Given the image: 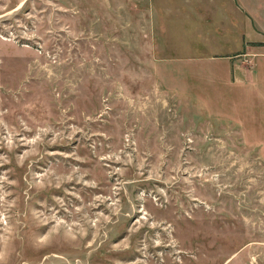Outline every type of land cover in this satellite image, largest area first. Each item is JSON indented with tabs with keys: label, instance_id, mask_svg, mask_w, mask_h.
I'll return each mask as SVG.
<instances>
[{
	"label": "rangeland",
	"instance_id": "374dc122",
	"mask_svg": "<svg viewBox=\"0 0 264 264\" xmlns=\"http://www.w3.org/2000/svg\"><path fill=\"white\" fill-rule=\"evenodd\" d=\"M154 2L0 0V264H264V160L156 79Z\"/></svg>",
	"mask_w": 264,
	"mask_h": 264
},
{
	"label": "crops",
	"instance_id": "0c3cea01",
	"mask_svg": "<svg viewBox=\"0 0 264 264\" xmlns=\"http://www.w3.org/2000/svg\"><path fill=\"white\" fill-rule=\"evenodd\" d=\"M161 84L212 86V115L264 160V0H154ZM161 42V41H160ZM253 55V65L242 54ZM242 57V58H241Z\"/></svg>",
	"mask_w": 264,
	"mask_h": 264
},
{
	"label": "built area",
	"instance_id": "2783aa9c",
	"mask_svg": "<svg viewBox=\"0 0 264 264\" xmlns=\"http://www.w3.org/2000/svg\"><path fill=\"white\" fill-rule=\"evenodd\" d=\"M242 57H244L243 58L244 62L249 63L251 66L253 65V55L252 54L243 53Z\"/></svg>",
	"mask_w": 264,
	"mask_h": 264
}]
</instances>
